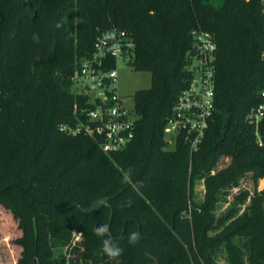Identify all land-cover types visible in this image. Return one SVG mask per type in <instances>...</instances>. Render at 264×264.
Here are the masks:
<instances>
[{
    "label": "trees",
    "instance_id": "obj_1",
    "mask_svg": "<svg viewBox=\"0 0 264 264\" xmlns=\"http://www.w3.org/2000/svg\"><path fill=\"white\" fill-rule=\"evenodd\" d=\"M111 27L131 33L130 65L151 86L135 93L133 141L107 153L85 131L92 102L71 87ZM195 29L217 49L215 110L192 151L186 132L172 145L165 128L193 79ZM263 53L264 0H0V204L20 232L18 264H214L221 252L229 264H264V119L260 144L247 117L261 101ZM248 176L253 189L218 215ZM104 197L93 213L49 207ZM106 239L119 256L103 251Z\"/></svg>",
    "mask_w": 264,
    "mask_h": 264
},
{
    "label": "built area",
    "instance_id": "obj_2",
    "mask_svg": "<svg viewBox=\"0 0 264 264\" xmlns=\"http://www.w3.org/2000/svg\"><path fill=\"white\" fill-rule=\"evenodd\" d=\"M192 33L196 40V55L191 65L193 79L178 99L165 132L166 135L175 133L174 140L181 132H186V140L194 151L215 110L217 43L211 32L195 29ZM134 49L135 42L129 31L107 28L98 35L93 52L81 61L72 77L76 93L87 95L92 102L85 110L89 117L85 131L99 138L107 153L125 149L135 137L137 115L123 106L118 89L119 61L130 64ZM259 96L261 101L250 108L247 117L255 125L258 142L262 144L260 124L264 119V89ZM259 185L264 189V177Z\"/></svg>",
    "mask_w": 264,
    "mask_h": 264
},
{
    "label": "rangeland",
    "instance_id": "obj_3",
    "mask_svg": "<svg viewBox=\"0 0 264 264\" xmlns=\"http://www.w3.org/2000/svg\"><path fill=\"white\" fill-rule=\"evenodd\" d=\"M215 6L222 4L223 0H211ZM151 86V73L146 70H136L130 64L119 61V76H118V89L122 96L123 106L129 111H133L135 107V93L141 88H149ZM71 90L75 91L74 84ZM168 138L171 140L172 145H174L175 140L173 137L175 133H169ZM229 162L228 159H223L218 168L226 165ZM253 189V183L251 182V177L248 176L243 179L239 186H235L229 190L231 193L227 200H222L217 209L216 213H224L231 202L234 199V195L239 192L240 189ZM205 194L204 180H199L195 186V198L197 201L203 199ZM244 207V206H243ZM19 230L15 224L11 213L7 211L4 206L0 204V264H18L20 257V248L15 245L12 240L19 235ZM37 264L38 261H37ZM214 264H229V260L225 252H221L216 257Z\"/></svg>",
    "mask_w": 264,
    "mask_h": 264
},
{
    "label": "clouds",
    "instance_id": "obj_4",
    "mask_svg": "<svg viewBox=\"0 0 264 264\" xmlns=\"http://www.w3.org/2000/svg\"><path fill=\"white\" fill-rule=\"evenodd\" d=\"M108 228L107 226H101L96 229L97 235H104L107 233ZM139 240V233L133 232L129 237V243L135 244ZM103 251L109 256V257H117L122 253V249L113 246L112 241L110 239H106L103 241Z\"/></svg>",
    "mask_w": 264,
    "mask_h": 264
},
{
    "label": "water",
    "instance_id": "obj_5",
    "mask_svg": "<svg viewBox=\"0 0 264 264\" xmlns=\"http://www.w3.org/2000/svg\"><path fill=\"white\" fill-rule=\"evenodd\" d=\"M106 203H108V198L104 197L101 199H97L96 201H94L92 204H90L87 207L81 205L78 202L70 203V204L64 205V206H49V207L51 209H54V210H66V209H70L72 207H78L81 211H83L85 213H93L95 211L100 210L103 207V205ZM33 263L37 264V259H34Z\"/></svg>",
    "mask_w": 264,
    "mask_h": 264
}]
</instances>
